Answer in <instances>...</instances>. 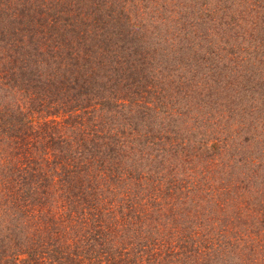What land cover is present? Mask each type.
<instances>
[{
    "label": "trees",
    "instance_id": "trees-1",
    "mask_svg": "<svg viewBox=\"0 0 264 264\" xmlns=\"http://www.w3.org/2000/svg\"><path fill=\"white\" fill-rule=\"evenodd\" d=\"M0 0V264H264V0Z\"/></svg>",
    "mask_w": 264,
    "mask_h": 264
},
{
    "label": "rangeland",
    "instance_id": "rangeland-1",
    "mask_svg": "<svg viewBox=\"0 0 264 264\" xmlns=\"http://www.w3.org/2000/svg\"><path fill=\"white\" fill-rule=\"evenodd\" d=\"M33 1H34V0H33ZM33 1H32V2H33Z\"/></svg>",
    "mask_w": 264,
    "mask_h": 264
}]
</instances>
